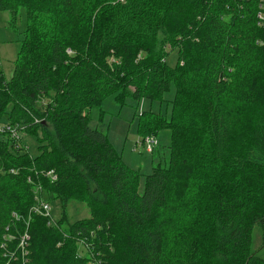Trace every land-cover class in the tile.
<instances>
[{
	"label": "trees",
	"instance_id": "16d2710c",
	"mask_svg": "<svg viewBox=\"0 0 264 264\" xmlns=\"http://www.w3.org/2000/svg\"><path fill=\"white\" fill-rule=\"evenodd\" d=\"M21 8L9 78L0 64V264H264V0H0L12 25ZM109 95L134 108L149 172L110 141ZM20 124L35 157L8 133ZM38 185L61 203L54 224L31 211Z\"/></svg>",
	"mask_w": 264,
	"mask_h": 264
},
{
	"label": "rangeland",
	"instance_id": "374dc122",
	"mask_svg": "<svg viewBox=\"0 0 264 264\" xmlns=\"http://www.w3.org/2000/svg\"><path fill=\"white\" fill-rule=\"evenodd\" d=\"M12 14L9 11H1L0 10V64L2 67V71L4 75L9 78L12 70L13 63L18 53L21 40L23 38V31L26 26V16L25 9L21 8L19 11V15L15 20V23L12 25L11 23ZM73 53V52H72ZM68 54V55H72ZM177 58L176 50L170 52L169 58H167V62L169 65H173ZM171 94L166 95L165 99L170 100ZM140 105L136 112H140L141 110H145L148 108V102L146 100L140 101ZM52 103V96H41L37 102V107L44 108L45 106ZM158 107L157 104L154 105V108ZM102 109L105 113L104 120L108 124V137L113 145L118 149V151L122 152V156L124 161L132 166L133 168H141V171L147 173L146 169L149 168V163L147 161L148 154L139 153V151H133V145H135V140L138 138V134L136 132V120H132V115L134 108L129 106L123 107L121 110L118 105L115 103L112 95H109L105 98L102 103ZM94 121L97 120L98 110L94 109L92 111ZM4 126H1L2 128ZM7 127V126H6ZM25 128L20 124L18 127L13 130L17 134L15 138L19 145L22 146V152H27L35 157L38 154V142L36 136L27 134ZM8 133H11L10 130ZM158 147L154 153L150 154L152 157H155L160 153H163L166 143L168 142V131H160L157 136ZM27 146V147H26ZM158 153L156 155V151ZM151 152V151H150ZM165 153V152H164ZM162 156V154H161ZM13 168H11V172H13ZM150 170V169H149ZM46 175V173H45ZM34 194L38 197L37 200H43L50 205V219L54 224L55 218L53 216L58 217L61 215L63 211L60 201L51 200L50 202L45 199L42 195L40 198V190L41 187L38 185L34 187ZM35 199V198H34ZM66 210L68 214H70L71 219H76L80 217H84L88 215V211L83 203H67ZM53 215V216H52ZM78 247V255L79 256H87V248L81 241H77ZM251 250L255 252L258 256L264 258V239H263V230L260 226H255L252 231V242H251ZM89 264V263H87Z\"/></svg>",
	"mask_w": 264,
	"mask_h": 264
},
{
	"label": "built area",
	"instance_id": "2783aa9c",
	"mask_svg": "<svg viewBox=\"0 0 264 264\" xmlns=\"http://www.w3.org/2000/svg\"><path fill=\"white\" fill-rule=\"evenodd\" d=\"M258 15L261 17V16H262V15H261V12H259ZM66 52H67L68 54H71L73 51H72L69 47H67V48H66ZM16 128H17V127H15V128L7 127V129L10 130V132H11V133H10L11 136H13V137H15V138L17 137V134H16L15 132H13V130L15 131ZM17 138H18V137H17ZM156 144H157V140H156V138H155L154 136H147V137L144 139V145H145V149H146L147 151H151L152 148H153ZM46 176H49V177H50L51 179H53V180L56 178V177H55V174H54L52 171H47V172H46ZM31 211H32V213H37V214L43 215V216L49 218V221H51V219H50V205H49V203H47V202L41 200V201H39L37 204H35V205L32 207ZM15 216H16V218L18 219V216H17L16 214H15ZM51 222H52V221H51ZM27 239H28V236H27V234H25V235L22 237V239H21V241H20V244L25 245ZM82 243L84 244V246L87 247V243H85L84 240H82ZM22 248H23L22 254H23V255H24V254L26 255L27 251H26V249L24 250L25 246L22 247ZM8 264H9V263H8Z\"/></svg>",
	"mask_w": 264,
	"mask_h": 264
}]
</instances>
